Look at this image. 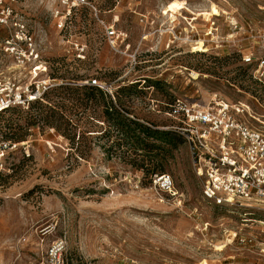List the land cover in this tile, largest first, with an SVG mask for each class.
Masks as SVG:
<instances>
[{
	"label": "rangeland",
	"instance_id": "374dc122",
	"mask_svg": "<svg viewBox=\"0 0 264 264\" xmlns=\"http://www.w3.org/2000/svg\"><path fill=\"white\" fill-rule=\"evenodd\" d=\"M95 2L127 34L126 55L105 43L89 11L76 13L68 36L55 29L49 0L24 9L43 41L35 81L53 87L40 102L0 114V139L18 143L9 172L0 173V264H46L56 242L65 264H264V210L204 199L185 140L155 172L171 177L174 194L159 190L151 171L131 165L134 155L108 153L111 141L99 135L104 101L88 86L97 80L127 116L157 128L183 126L167 113L174 99L199 106L222 99L241 103L264 130V72L262 83L255 64L242 62L264 58V0ZM212 4L218 15L208 14ZM7 34L0 31V42ZM199 40L202 51L194 48ZM74 44L84 46V58ZM0 72L32 82L18 76L2 46ZM69 123L77 150L62 133Z\"/></svg>",
	"mask_w": 264,
	"mask_h": 264
},
{
	"label": "built area",
	"instance_id": "2783aa9c",
	"mask_svg": "<svg viewBox=\"0 0 264 264\" xmlns=\"http://www.w3.org/2000/svg\"><path fill=\"white\" fill-rule=\"evenodd\" d=\"M42 2L0 0V31L5 29L8 33L0 46L13 61L18 76L32 79V82H22L20 79L0 78V112L10 107L27 108L30 103L42 100L43 93L53 87L50 81H35L38 74L44 71L40 64L43 41L39 37L37 39L36 32L23 18L24 9ZM49 4V13L58 32L70 36L76 13L89 11L98 23L105 43L113 52L126 55L122 45L127 40V34L116 27V20L110 22L101 16L95 0H49ZM74 46L77 56L84 58V46ZM242 62L246 65L255 64L254 75L262 81L264 58L255 60L249 55L243 57ZM89 85L107 90L97 80H91ZM166 106L169 115L174 114L183 119V126L176 130L189 147L193 170L201 181L202 197L217 205L264 210V130L249 123L244 117L242 104H230L217 99L206 106H199L174 99L173 103ZM17 148L18 143L0 139V173L9 172L6 160ZM152 183L159 190L174 194L169 175L155 174ZM258 223L263 226L260 233L264 234V221ZM62 249V242L54 243L46 254V264H65ZM261 252L264 253V240L261 241Z\"/></svg>",
	"mask_w": 264,
	"mask_h": 264
},
{
	"label": "trees",
	"instance_id": "16d2710c",
	"mask_svg": "<svg viewBox=\"0 0 264 264\" xmlns=\"http://www.w3.org/2000/svg\"><path fill=\"white\" fill-rule=\"evenodd\" d=\"M88 86L91 89L90 95L92 94L94 96L93 93H96L102 101H104L101 112L104 119L103 124H106V127L99 135L100 138L107 137L109 141H111L108 147V153H111V151H119L120 155L124 158H130L131 155H134L135 158L130 160L131 165L142 168L144 172L151 171V182L153 175L163 174L161 172H155L162 169L165 159L171 157L173 150L177 148L178 144L183 142V136L177 131L157 128V126L153 124L130 118L127 116L126 110L119 108L113 103V94L110 96L102 89L91 85ZM173 101L168 104L173 103ZM38 102L40 101H34L30 103L28 107ZM95 104L93 106H95ZM165 107L167 108V106ZM14 108L18 107L6 108L2 110L0 114ZM96 109V107H93L92 111L96 113ZM67 125L70 126L68 131L62 133L67 137L72 148L77 150L78 146H76V134L74 132L76 126L70 123ZM53 128L56 131L59 130L55 125H53ZM81 137H83V135H81ZM148 165H150V167H148Z\"/></svg>",
	"mask_w": 264,
	"mask_h": 264
},
{
	"label": "bare ground",
	"instance_id": "6f19581e",
	"mask_svg": "<svg viewBox=\"0 0 264 264\" xmlns=\"http://www.w3.org/2000/svg\"><path fill=\"white\" fill-rule=\"evenodd\" d=\"M207 12H208V14L209 15H218V9L216 8V6H214L213 4L211 5V7H210V9L209 10H207ZM197 45L194 47L195 48V50H200V51H202V50H204L203 48H202V41L201 40H199L197 43H196ZM191 75L193 76V78H197L198 77V75L195 73V72H192L191 73Z\"/></svg>",
	"mask_w": 264,
	"mask_h": 264
}]
</instances>
